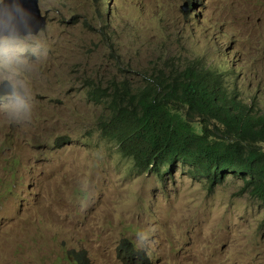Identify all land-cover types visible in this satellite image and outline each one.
Returning a JSON list of instances; mask_svg holds the SVG:
<instances>
[{
  "label": "rangeland",
  "instance_id": "1",
  "mask_svg": "<svg viewBox=\"0 0 264 264\" xmlns=\"http://www.w3.org/2000/svg\"><path fill=\"white\" fill-rule=\"evenodd\" d=\"M39 5V34L0 40V87L26 103L0 94V264H75L71 252L128 264L125 238L149 264H264V205L240 177L210 191L182 165L163 178L136 169L102 136L107 107L88 97L198 59L264 106V0Z\"/></svg>",
  "mask_w": 264,
  "mask_h": 264
},
{
  "label": "trees",
  "instance_id": "2",
  "mask_svg": "<svg viewBox=\"0 0 264 264\" xmlns=\"http://www.w3.org/2000/svg\"><path fill=\"white\" fill-rule=\"evenodd\" d=\"M165 67L139 87L123 80L88 89L90 100L107 107L102 136L138 170L163 178L182 165L207 181L210 191L237 176L243 194L264 205V106L241 100L203 60ZM126 239L119 249L132 260L128 264H149ZM69 257L75 264L89 262L85 252Z\"/></svg>",
  "mask_w": 264,
  "mask_h": 264
},
{
  "label": "water",
  "instance_id": "3",
  "mask_svg": "<svg viewBox=\"0 0 264 264\" xmlns=\"http://www.w3.org/2000/svg\"><path fill=\"white\" fill-rule=\"evenodd\" d=\"M48 12L42 13L39 0H4L0 3V40L5 37H21L39 34L47 24ZM19 96L21 91L15 90L8 82L0 87V94ZM19 92V93H17Z\"/></svg>",
  "mask_w": 264,
  "mask_h": 264
},
{
  "label": "clouds",
  "instance_id": "4",
  "mask_svg": "<svg viewBox=\"0 0 264 264\" xmlns=\"http://www.w3.org/2000/svg\"><path fill=\"white\" fill-rule=\"evenodd\" d=\"M10 99H12L14 105L17 108H24L26 107V103L23 99H21L18 95H16L15 93H13V95L10 97Z\"/></svg>",
  "mask_w": 264,
  "mask_h": 264
}]
</instances>
